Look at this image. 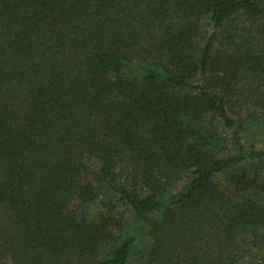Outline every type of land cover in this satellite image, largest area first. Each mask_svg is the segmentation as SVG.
Instances as JSON below:
<instances>
[{"label":"trees","instance_id":"obj_1","mask_svg":"<svg viewBox=\"0 0 264 264\" xmlns=\"http://www.w3.org/2000/svg\"><path fill=\"white\" fill-rule=\"evenodd\" d=\"M250 259L264 0H0V264Z\"/></svg>","mask_w":264,"mask_h":264},{"label":"rangeland","instance_id":"obj_2","mask_svg":"<svg viewBox=\"0 0 264 264\" xmlns=\"http://www.w3.org/2000/svg\"><path fill=\"white\" fill-rule=\"evenodd\" d=\"M95 210L97 211V208H95ZM259 263H261L260 260H252L251 261V259H250V260L246 261V264H259ZM130 264H139V263L134 260V261H131Z\"/></svg>","mask_w":264,"mask_h":264}]
</instances>
